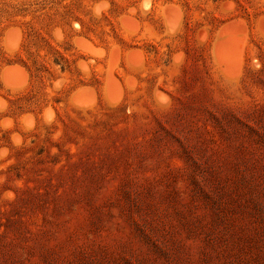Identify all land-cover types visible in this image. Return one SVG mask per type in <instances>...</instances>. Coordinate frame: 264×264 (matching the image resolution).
Instances as JSON below:
<instances>
[{
    "label": "rangeland",
    "instance_id": "1",
    "mask_svg": "<svg viewBox=\"0 0 264 264\" xmlns=\"http://www.w3.org/2000/svg\"><path fill=\"white\" fill-rule=\"evenodd\" d=\"M0 264H264V0H0Z\"/></svg>",
    "mask_w": 264,
    "mask_h": 264
}]
</instances>
